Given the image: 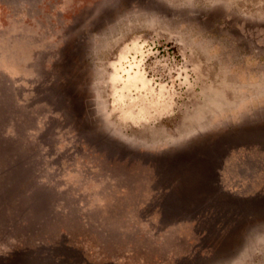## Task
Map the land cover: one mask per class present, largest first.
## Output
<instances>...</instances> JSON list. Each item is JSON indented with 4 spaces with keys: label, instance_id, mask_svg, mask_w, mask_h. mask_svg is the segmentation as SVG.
<instances>
[{
    "label": "rangeland",
    "instance_id": "obj_1",
    "mask_svg": "<svg viewBox=\"0 0 264 264\" xmlns=\"http://www.w3.org/2000/svg\"><path fill=\"white\" fill-rule=\"evenodd\" d=\"M0 264H264V0H0Z\"/></svg>",
    "mask_w": 264,
    "mask_h": 264
}]
</instances>
